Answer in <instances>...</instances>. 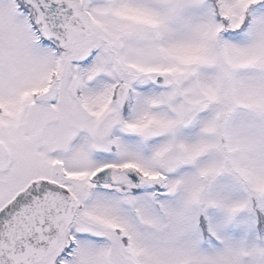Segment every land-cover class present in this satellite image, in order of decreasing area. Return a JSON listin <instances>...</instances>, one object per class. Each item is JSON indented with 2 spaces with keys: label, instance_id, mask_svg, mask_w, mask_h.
Wrapping results in <instances>:
<instances>
[{
  "label": "snow or ice",
  "instance_id": "snow-or-ice-1",
  "mask_svg": "<svg viewBox=\"0 0 264 264\" xmlns=\"http://www.w3.org/2000/svg\"><path fill=\"white\" fill-rule=\"evenodd\" d=\"M0 264H264V0H0Z\"/></svg>",
  "mask_w": 264,
  "mask_h": 264
}]
</instances>
